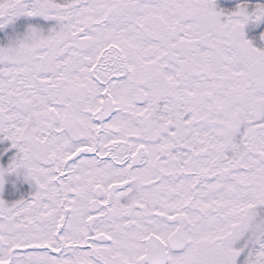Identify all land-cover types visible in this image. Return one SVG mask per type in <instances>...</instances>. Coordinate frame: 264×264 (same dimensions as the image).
I'll list each match as a JSON object with an SVG mask.
<instances>
[{
	"label": "snow or ice",
	"instance_id": "snow-or-ice-1",
	"mask_svg": "<svg viewBox=\"0 0 264 264\" xmlns=\"http://www.w3.org/2000/svg\"><path fill=\"white\" fill-rule=\"evenodd\" d=\"M262 25L0 0V264H264Z\"/></svg>",
	"mask_w": 264,
	"mask_h": 264
},
{
	"label": "trees",
	"instance_id": "trees-1",
	"mask_svg": "<svg viewBox=\"0 0 264 264\" xmlns=\"http://www.w3.org/2000/svg\"><path fill=\"white\" fill-rule=\"evenodd\" d=\"M220 7H234L240 0H217Z\"/></svg>",
	"mask_w": 264,
	"mask_h": 264
},
{
	"label": "rangeland",
	"instance_id": "rangeland-1",
	"mask_svg": "<svg viewBox=\"0 0 264 264\" xmlns=\"http://www.w3.org/2000/svg\"><path fill=\"white\" fill-rule=\"evenodd\" d=\"M217 4H218V2H217ZM261 27H264V25H262ZM253 31H255V29H253V30H249V29L246 27V32L248 33L249 38H251V36H252V32H253Z\"/></svg>",
	"mask_w": 264,
	"mask_h": 264
}]
</instances>
